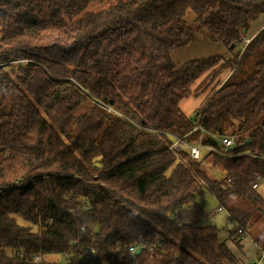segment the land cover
<instances>
[{"label": "trees", "instance_id": "1", "mask_svg": "<svg viewBox=\"0 0 264 264\" xmlns=\"http://www.w3.org/2000/svg\"><path fill=\"white\" fill-rule=\"evenodd\" d=\"M100 1L0 0V264H237L199 200L247 203L228 207L246 235L264 219L253 188L264 181V28L245 37L264 0H120L87 12ZM188 10L231 58L174 62L195 42ZM212 70L208 86L232 73L187 117L181 102ZM172 135L209 147L238 136L204 156L231 183L171 149Z\"/></svg>", "mask_w": 264, "mask_h": 264}, {"label": "rangeland", "instance_id": "2", "mask_svg": "<svg viewBox=\"0 0 264 264\" xmlns=\"http://www.w3.org/2000/svg\"><path fill=\"white\" fill-rule=\"evenodd\" d=\"M118 1L120 0H103L100 2H96L91 4L88 7V11L91 12H99L102 11L103 9L112 6L116 3H118ZM194 12L188 10L187 14H186V21L189 22V24L191 26H193L195 28V23H190V19L191 16H193ZM209 34L206 31H202L200 34H197V44L200 45V49L199 51L195 54H191L188 53L187 57L188 59H198V58H211L212 56H216V55H226L229 54V51L220 43H216L213 41H210L209 38ZM250 40V39H248ZM224 47V49H223ZM180 53V52H179ZM208 75L210 74H206L205 76H203V78L208 77ZM226 75H219L214 81L213 84L211 85L210 88H208V92L206 94L212 96V94L216 91L217 87L216 85H218L220 82V80L222 81L224 79ZM201 78L200 80L197 81L196 84H194L192 86V94L193 96L189 99H185V103L183 104V110L186 114L190 115V118H193V116H195L196 112L204 107L206 105V101L208 99H204V104H201L199 102V98L198 96L195 97V93L197 92L198 89H201L203 87H201L202 85L200 84V82L202 81ZM216 81V82H215ZM208 84V83H207ZM206 84V85H207ZM206 86H204L205 88ZM203 88V89H204ZM219 88V87H218ZM201 93V92H200ZM200 93H198L199 95H201ZM209 97V96H208ZM234 136V135H233ZM238 138V136H237ZM240 138H238L239 141ZM201 163H203V169L205 170V172L207 173V175L212 178L213 180H218L220 182H222L223 185H228L231 182L227 181V178L225 177V173L223 171H221L219 168H213L211 166L210 163H208L206 160H202ZM259 192L262 194V197L264 199V184L261 185ZM199 203L205 208L206 210V215L204 217V219L202 220V224L208 225V226H217L222 230L221 233V238H225V235L229 233L228 231V227L230 225V216H229V210L228 207H230L231 205L234 206H241L246 208L247 207V203L243 202V201H239V200H232L229 201V204L226 205H222L220 204L216 198H214L210 193L205 192V195L200 198ZM218 207L223 208L224 211L222 212H217L216 210L218 209ZM248 208V207H247ZM262 222H264V219L262 218ZM262 222H257L256 225L254 226L253 230L250 232V236L255 238L256 240H258L261 244V246H264V230H261V227L259 225L262 224ZM248 235V234H247ZM251 263H253L254 261H250ZM238 263V262H237ZM241 264V263H238ZM250 264V263H248ZM261 264H264V259L261 262Z\"/></svg>", "mask_w": 264, "mask_h": 264}, {"label": "crops", "instance_id": "3", "mask_svg": "<svg viewBox=\"0 0 264 264\" xmlns=\"http://www.w3.org/2000/svg\"><path fill=\"white\" fill-rule=\"evenodd\" d=\"M195 18H196V15L193 14V16H191V19H190V23H195V25H194L195 28L193 26H191L189 24V22H187L188 25L194 30V32L196 34L195 35V42L193 44L189 45V46L183 47V48H181L179 50H175V51H173L171 53V57H173V60H174V62L177 65H181V63H184V62H187V61H190V60H194V59H188V57H187L188 53H191V54L195 53L196 54L199 51V49H200V45L197 44V41L196 40H197V34H200L201 32H198L199 26H198V23H196ZM262 28H264V17L259 18L258 20H256L255 23H253L252 28L245 35V37L247 39H252L254 36H256V34ZM207 38H209V37H207ZM223 49H224V47H223ZM216 56H222V55H216ZM231 56L232 55L230 53L229 54H226L225 56L223 55V57H225L226 59L231 58ZM198 59H203V58H198ZM215 70H212L211 72L206 73V74H210V75H208V77H206V78L204 77L203 78V76H205L206 74L201 77V78H203L202 81L200 82V84L202 85L201 87H203V88H204V86H206V87L204 89L203 88L198 89L197 92L195 93V96H197L198 93H200L203 90H205V92L203 94H201V95L198 96L199 102L201 104H204V102H203L204 99L206 100V99H209L211 97L210 95H208L206 93L208 92L207 89L211 87V85L213 84V81L217 78L216 77L212 81V83L208 86L210 80L212 79V77H213V75L215 73ZM231 73H232L231 71L227 70V72H224L223 74H221V75H226V76L224 77V79L222 81L220 80L219 81L220 83L218 85H216V86H218L220 88L221 85L231 75ZM201 78H199L198 80H200ZM218 87H217L216 91L219 89ZM184 101L185 100H183L181 102L180 109H181V111H183V113L187 117H190V115L189 114H186L184 112V110H183V104L185 103ZM262 184H264V181H261L258 184V187L255 189L259 193V195L261 197H262V194L259 192V189H260V187H261ZM218 209H219V207H218ZM218 209L216 210L217 212L224 211V209L221 210V211H218ZM262 221L263 220H260L259 222H262ZM259 226L261 227V230L263 231L264 230V222H262V224L259 225ZM237 229H238V227H237L236 223H234L233 219L230 218V225L228 227L229 233L226 234L225 235V238H224L226 240V245L228 246L230 252L234 254V256L236 257L238 263H241V264H248V263H250V264H261V262L264 259V246L262 247L261 244H260V242H258L255 238L251 237L249 233H248V235L245 236V239L241 240L240 242L237 241V238H236L237 237V235H236V230ZM250 261H254V262L251 263Z\"/></svg>", "mask_w": 264, "mask_h": 264}, {"label": "built area", "instance_id": "4", "mask_svg": "<svg viewBox=\"0 0 264 264\" xmlns=\"http://www.w3.org/2000/svg\"><path fill=\"white\" fill-rule=\"evenodd\" d=\"M108 111H112L111 108H108ZM198 129L205 134V130L201 128L200 126ZM173 138V143L171 146V149H173L176 153H182L184 151H188L190 153L191 158L195 162L202 161L204 159V156L207 154H216L219 156L224 155L223 150H227L229 148H233L236 143H238V138L236 136H226V137H218L217 142L218 146L217 147H209V146H204L201 141H199L197 144H190L189 142L186 141V139L180 138L178 136L172 135ZM258 187L257 184L253 186L254 189ZM223 210V208L218 209V211ZM236 235H237V241H241L245 239L246 234L241 230L237 229L236 230ZM146 247V246H145ZM155 246H149V253H153L155 250ZM141 248L140 247H130L129 252L132 256H134L137 251L140 252ZM88 256H82L83 260L88 259ZM34 263H41L43 261V257L41 254H35L34 257L32 258Z\"/></svg>", "mask_w": 264, "mask_h": 264}, {"label": "water", "instance_id": "5", "mask_svg": "<svg viewBox=\"0 0 264 264\" xmlns=\"http://www.w3.org/2000/svg\"><path fill=\"white\" fill-rule=\"evenodd\" d=\"M249 142H250L249 140H246L242 146L244 147V146L248 145ZM138 253H139V251H137V254H138Z\"/></svg>", "mask_w": 264, "mask_h": 264}]
</instances>
